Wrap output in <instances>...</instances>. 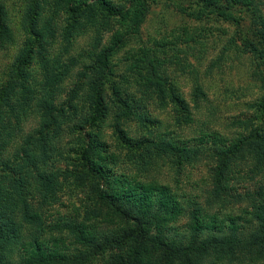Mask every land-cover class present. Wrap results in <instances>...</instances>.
<instances>
[{"label":"trees","instance_id":"obj_1","mask_svg":"<svg viewBox=\"0 0 264 264\" xmlns=\"http://www.w3.org/2000/svg\"><path fill=\"white\" fill-rule=\"evenodd\" d=\"M123 1L124 4L114 0H54L51 17L40 28L46 0H32L26 16L28 39L9 79L0 87V168L5 171L0 175V264H220L232 259L264 264V94L252 105V115L232 117L230 125L235 130L229 133L205 123L192 139L165 141L149 136L134 139L117 126V152H112L99 134L85 133L84 145L75 159L79 168L75 172L63 171L75 180L77 188L84 189V197L80 206L58 214L52 223L54 229L72 235L81 248L71 254L65 236L45 235L48 227L34 213L32 200L25 195L30 193L27 186L37 167L27 152L38 139L46 141L55 118L53 100L68 76L67 69L52 72L45 55L46 38L55 39L60 13L66 19L64 37L68 41L83 33L86 25L96 27L97 20L98 24L110 20L120 24L106 47L87 56L94 59L98 75L85 98L80 122L84 129L106 121L111 111L108 92L113 95L111 102L118 111V121L138 116L148 129L149 123L156 121L142 110L154 96L159 108L172 101L185 120L195 123L188 101L169 73L174 68L189 73L196 80L195 94L204 95L198 84V67L191 57L198 63L203 59L205 45L201 40L221 22L231 25L232 36L211 68L220 66L230 52L232 63L253 56V65L264 70V0ZM154 5L183 15L185 22L174 34L163 35L147 45L142 31ZM7 15L0 3V50L13 39ZM97 41L98 38L96 44ZM123 51V65L117 72L113 60ZM37 55L45 73L38 95L39 90L33 88L38 80L31 72ZM133 84L145 90V102L139 103L135 95L129 94ZM40 95L44 97L39 107L45 117L44 130L38 132L37 140L33 137L19 148L15 162L5 160L23 116L36 110ZM44 148V160L54 162L48 157L47 146ZM121 149L128 150V157L139 162L155 156L173 157L180 170L186 165L213 162L211 172L216 187L209 190L210 199L221 204L228 197L244 200L250 203V209L237 216L221 210L209 213L197 203L186 204L168 185L125 173L117 175L112 166L118 163ZM36 177L46 192L53 190L54 177L43 171H38ZM187 206L193 210L184 225ZM25 224L34 227V234L25 246V259L14 263L12 247L23 239ZM246 228L251 230L245 234Z\"/></svg>","mask_w":264,"mask_h":264},{"label":"rangeland","instance_id":"obj_2","mask_svg":"<svg viewBox=\"0 0 264 264\" xmlns=\"http://www.w3.org/2000/svg\"><path fill=\"white\" fill-rule=\"evenodd\" d=\"M117 4H124L123 0H114ZM3 9L7 12V23L13 34V39L6 45L5 49L0 50V87L9 79L11 70L28 39L26 16L32 4V0H0ZM44 11L40 28L44 27L50 19V11L54 6V0H46L43 3ZM264 15V4L262 5ZM65 17L60 13L56 19L55 39L46 38L45 55L49 68L52 72L61 69L68 70V76L63 80L57 89L56 98L53 100V106L56 108L53 125L46 133V141L39 142L38 132H42L43 112L41 111V102L44 97L40 95L37 99L36 110L30 111L28 117L23 116L19 128L16 129L17 135L12 141V147L6 153L5 160L15 162L16 155L31 138L37 140L30 145L28 150L29 159L36 162V169L32 173L30 184L27 186L29 194L25 195L31 198L32 210L39 214L43 223L48 227L46 236L63 235L67 238L71 254L80 250L75 238L61 230L53 228V221L58 216L67 214L71 209L80 206L81 199L84 197V189L75 186V180L64 174L66 172H75L79 166H75L77 161V151L84 145L83 138L85 133L92 132L99 134L102 140L110 144L112 152H117L118 132L117 126L127 132L128 136L139 139L149 136L155 139L165 141L187 140L194 138L197 132L202 128L201 124H207V127L218 129L229 133L235 130L231 127L232 117L242 114L252 115L254 109L252 105L259 100L263 92L264 70H258L253 65V56L244 60L232 63L229 59L230 52L224 56L220 66H211L219 58L227 41L232 36L231 25L224 22L215 24L212 31L205 33V39L201 40L205 45L203 49V59L195 61L199 70L198 84L202 87L204 95H196V80L189 73L170 70V76L175 84L181 89L184 97L189 103L190 110L193 112L195 123L191 124L184 119L181 111L172 101L167 106L159 108L156 97L150 98L146 103L148 106L142 110L147 111L156 123H149L148 129L144 128L138 116L118 121L115 104L111 102L113 95L108 92L107 104L110 108V114L106 121L100 126L84 129L80 122L84 112V102L92 82L97 78L98 72L95 69L94 59L87 57L90 53H98L106 47L120 28L117 20L100 22L96 27H84L83 33H77L68 41L64 37ZM185 22V17L175 11L169 10L162 5H154L152 11L145 23L142 31V39L147 45L155 42V39L163 35L174 34ZM98 41L96 44V40ZM125 51L117 55L113 62L117 64L115 71H120L123 65L122 55ZM200 54L195 52L194 55ZM77 62H73L74 60ZM34 68L31 69L33 76L38 80L34 89H38L41 94L44 81V63L37 55L34 59ZM43 66V67H42ZM129 94L135 95L139 103L144 101V89L137 84L129 87ZM73 109L70 110V106ZM144 105V104H143ZM62 111V112H61ZM76 115H75V114ZM211 113V114H210ZM54 116V115H53ZM77 124V127L75 126ZM41 139V138H40ZM47 146L49 158L55 159L45 161L44 153ZM120 158L116 165L112 166L113 173L127 174L151 181H157L161 184L171 187L181 200L186 204L197 203L198 206L207 208L209 213H216L218 210L237 216L242 214L244 209H250L248 201L236 199L228 200L225 204L211 200L209 190L215 188V176L211 172V165L203 162L198 166L186 165L184 169H178L173 157L155 156L146 162H139L128 157V150L118 151ZM72 162V163H71ZM73 164V165H71ZM215 165V164H214ZM255 165V164H254ZM25 166V165H24ZM38 171H43L46 176L54 177V188L46 192L43 185L36 177ZM5 173L0 168V175ZM71 175V174H70ZM260 175V174H259ZM262 176V171H261ZM32 180V181H31ZM194 205V204H193ZM192 207H186L187 215L182 219V223L190 221ZM38 215V216H39ZM34 227L25 224L23 226V239L12 247V260L14 263L22 262L25 259V246L31 242L34 234ZM251 228H246L244 233L249 232ZM48 234V235H47ZM44 235V236H45ZM78 249V250H77ZM220 264H244L238 260H229ZM247 264V263H246Z\"/></svg>","mask_w":264,"mask_h":264}]
</instances>
